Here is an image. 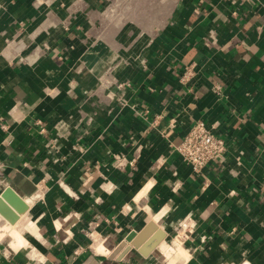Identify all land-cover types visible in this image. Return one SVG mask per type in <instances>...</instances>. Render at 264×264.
Segmentation results:
<instances>
[{"label":"crops","instance_id":"0c3cea01","mask_svg":"<svg viewBox=\"0 0 264 264\" xmlns=\"http://www.w3.org/2000/svg\"><path fill=\"white\" fill-rule=\"evenodd\" d=\"M128 1L0 0V195L28 202L0 264H264V0ZM197 121L227 145L198 173Z\"/></svg>","mask_w":264,"mask_h":264},{"label":"built area","instance_id":"2783aa9c","mask_svg":"<svg viewBox=\"0 0 264 264\" xmlns=\"http://www.w3.org/2000/svg\"><path fill=\"white\" fill-rule=\"evenodd\" d=\"M34 2L42 4L48 3L50 0H34ZM197 74L198 71L194 62L185 63L181 68L179 80L183 85L191 88ZM122 86V83L117 84V87ZM0 126L4 127L3 124ZM173 147L181 158L190 165L192 171L196 173L227 150L226 141L212 133L202 121H197L191 125L182 139ZM90 237L94 238L92 233Z\"/></svg>","mask_w":264,"mask_h":264},{"label":"water","instance_id":"95a60500","mask_svg":"<svg viewBox=\"0 0 264 264\" xmlns=\"http://www.w3.org/2000/svg\"><path fill=\"white\" fill-rule=\"evenodd\" d=\"M8 200L12 204H14L18 209L15 210L9 203L6 201ZM27 209V203L10 187L7 186L4 188L0 195V215L9 221V223L13 224L18 219L19 212H24ZM157 229V224L153 221L149 220L145 223V225L138 231H130L126 234L125 238L120 241L108 254L109 258H114L116 260H120L123 255L129 251V249L134 246L138 247L139 243L152 231ZM160 232V231H158ZM161 237L162 234L158 233ZM153 240V239H152ZM151 240V242H152ZM157 240V239H156ZM129 242V243H127ZM150 242V243H151ZM156 242L150 245V248ZM149 248V249H150ZM149 249L143 250L146 253Z\"/></svg>","mask_w":264,"mask_h":264},{"label":"bare ground","instance_id":"6f19581e","mask_svg":"<svg viewBox=\"0 0 264 264\" xmlns=\"http://www.w3.org/2000/svg\"><path fill=\"white\" fill-rule=\"evenodd\" d=\"M152 217H154L153 215H152ZM156 217H157V215H156ZM155 221V220H154ZM8 224H10V223H6L5 225H3V226H1L0 227V237H2V235H4L5 233H8V235L11 237V240L9 241V246L12 248V249H18L19 247H21V246H24L25 245V242H27V240L25 241V238L22 236V235H20V233H18L15 229H11V227H10V225H8ZM32 228V227H31ZM158 233H160V234H162L161 232H156V234H155V236H154V239L153 240H156V239H158L159 238V236L160 235H158ZM93 236H95L94 234H93ZM174 240H173V245H174V247H173V249L172 250H170L169 252H168V256H170L171 257V255L173 256H179V254L181 253V248H182V246H181V244H180V242L178 241V239L177 238H173ZM101 241H100V239H99V237H97V236H95L94 238H93V240L90 242L91 244H92V246H93V248H94V250L97 252V253H102V254H106L107 252H108V250H107V248L105 247V246H103L101 243H100ZM150 244V243H149ZM152 244V243H151ZM146 246V245H145ZM145 246L143 247V250H147L146 248H145ZM26 247V246H25ZM167 247V246H166ZM32 251V250H31ZM33 251H34V249H33ZM182 251H184V250H182ZM34 253H36V251L34 252ZM187 254V253H186ZM33 255V254H32ZM188 255V254H187ZM169 257V258H170ZM174 258V257H173ZM172 259V258H171ZM170 259V261H172ZM175 259V258H174Z\"/></svg>","mask_w":264,"mask_h":264},{"label":"rangeland","instance_id":"374dc122","mask_svg":"<svg viewBox=\"0 0 264 264\" xmlns=\"http://www.w3.org/2000/svg\"><path fill=\"white\" fill-rule=\"evenodd\" d=\"M144 3H145V0H129L128 1V3L127 2H122V5H120L119 7H120V9H122L121 11L123 12V9L125 8V5H127L128 4V6L130 7V8H128V9H126L125 8V10L127 11L126 12V14L128 13V16H130L131 18H135L136 20H139V18H140V15H141V13H142V10H143V5H144ZM125 4V5H124ZM166 7H167V4H166V2H164V5H163V9H166ZM151 8H153V7H151ZM28 203V202H27ZM20 219H18L17 221H15V223H13V224H8V225H10V227H11V229H15L18 233H20V230L17 228L18 227V221H19ZM6 223H9V221H7L6 219H5V223H4V220L3 221H1L0 220V226H3V225H5ZM91 232V231H90ZM20 235H21V233H20ZM87 236L88 237H90L89 236V233H87ZM91 238V237H90ZM11 239V237L8 235V233H5L2 237H0V240L6 245V243L9 241ZM154 241V240H153ZM151 242V243H154V242ZM151 243L150 244H148V246H147V248L149 249L150 248V245H151ZM164 243V242H163ZM164 245V244H163ZM170 248V247H169ZM169 252V251H168ZM168 252H167V254H168Z\"/></svg>","mask_w":264,"mask_h":264}]
</instances>
